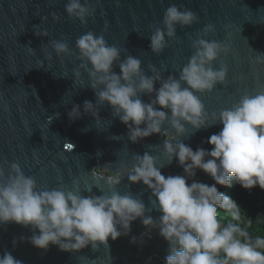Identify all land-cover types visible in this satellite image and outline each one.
<instances>
[{"label": "clouds", "instance_id": "clouds-1", "mask_svg": "<svg viewBox=\"0 0 264 264\" xmlns=\"http://www.w3.org/2000/svg\"><path fill=\"white\" fill-rule=\"evenodd\" d=\"M98 3L99 0H66L64 12L84 27L87 19L95 16ZM50 15L59 19L55 13ZM197 21L196 12L176 4L168 6L159 26L149 25L151 53L159 56L168 41L176 39L178 26L190 27ZM106 31L107 24L99 35L89 30L78 36L75 53L64 39L48 42L57 57L75 55L79 63L72 70L74 83L84 88L83 70L87 87L95 95V103L83 102V112L80 105L73 104L68 119L75 121L82 114L90 115L94 125H99L98 106L106 104L111 116L125 125L130 143L153 134L166 137L162 143L166 162L160 163L149 151L143 155L132 153L130 161L122 162L117 175L103 186L86 184L82 189L77 182L71 189L59 185L38 189L35 177L25 175L18 163L11 162L7 174L0 165V225L30 227L34 231L28 242L38 249L47 251L53 245L60 251L77 252L89 245L93 250L98 245L107 248L109 238L115 241L127 236L132 222L139 219L147 229L142 236L157 230L167 242L164 264H264V234L252 236L248 231L251 219L217 187H231L235 181L244 189L264 190V90L244 92L231 107L214 111L209 117L198 94L210 93L225 82L226 66L221 63L214 68L213 63L222 53H229L228 46L205 38L214 31V25H205L191 42V55L178 76L169 74L166 78L152 64L147 65L146 74L138 57L128 54L122 58L124 50L106 42ZM34 34L47 36L46 31ZM255 63L264 65V53H257ZM157 84L159 87H155ZM58 115L55 113L54 118ZM217 124L222 129L206 141L212 146L210 151L201 147L193 150L183 142L190 134ZM174 159L183 175L165 177L161 169ZM197 170L214 183L193 179ZM125 175L130 184L146 186L150 192L148 207L140 194L117 191ZM93 187L101 195L82 194L92 193ZM153 210L160 212L159 217H152ZM12 243L15 247L17 240ZM130 243H137V239L133 237ZM0 264L22 262L5 251L0 255Z\"/></svg>", "mask_w": 264, "mask_h": 264}, {"label": "water", "instance_id": "water-1", "mask_svg": "<svg viewBox=\"0 0 264 264\" xmlns=\"http://www.w3.org/2000/svg\"><path fill=\"white\" fill-rule=\"evenodd\" d=\"M65 3L66 0H0V165L7 174L8 165L18 163L25 175L35 177L38 189L58 185L71 189L73 182L81 189L86 184L103 186L109 178L96 174L93 167L109 161L119 169L122 162L130 161L132 153L143 155L149 151L160 163L166 162L162 155L166 137L153 134L136 144L130 143L125 125L111 116L106 104L98 106L99 125H94L90 115L83 114L69 121L67 113L73 104L80 105L83 112V102L95 103V95L87 87L83 70L84 88L74 83L72 70L79 63L75 55L57 57L49 40L64 39L75 53L78 36L89 30L99 35L107 24L104 39L124 50L122 58L128 54L138 57L146 74H149L147 65L152 64L166 78L169 74L178 76L191 55V42L205 25L212 24L214 31L205 38L228 46L229 53H222L213 63L214 68L221 63L226 66L225 82L210 93L198 94L209 117L214 111L231 107L244 92L254 94L264 90V65L255 63L257 53H264V0H99L95 16L88 18L84 27L78 20L67 17ZM171 4L196 12L198 21L190 27L178 26L176 39L168 41L157 56L148 48L149 25L159 26L164 10ZM50 13L59 19L54 20ZM44 31L45 37L34 34ZM142 99L147 102L148 97ZM55 113L59 115L54 118ZM221 129L220 124L194 134L189 129V138L179 139L193 150L201 147L210 151L212 146L206 141ZM112 136L124 138L114 140ZM161 173L165 177L183 175V169L174 159ZM193 179L208 185L214 183L201 170H197ZM217 187L219 191L224 188ZM117 191L140 194L145 206H149L150 192L146 186L130 184L127 175L121 179ZM82 194L101 195L96 187L92 193ZM151 215L157 218L160 212L153 210ZM33 231L15 223L0 225V255L8 251L22 264H164L167 255V242L157 230L142 236L147 229L139 219L132 222L127 236L115 241L109 238L107 248L98 245L93 250L89 245L77 252L60 251L53 245L47 251L38 249L28 242ZM133 237L137 243H130ZM13 239L17 240L15 247Z\"/></svg>", "mask_w": 264, "mask_h": 264}, {"label": "trees", "instance_id": "trees-1", "mask_svg": "<svg viewBox=\"0 0 264 264\" xmlns=\"http://www.w3.org/2000/svg\"><path fill=\"white\" fill-rule=\"evenodd\" d=\"M220 191L231 197L251 219L248 231L252 236L264 234V190L259 187L244 189L233 181L231 187L224 186Z\"/></svg>", "mask_w": 264, "mask_h": 264}, {"label": "flooded vegetation", "instance_id": "flooded-vegetation-1", "mask_svg": "<svg viewBox=\"0 0 264 264\" xmlns=\"http://www.w3.org/2000/svg\"><path fill=\"white\" fill-rule=\"evenodd\" d=\"M93 168L96 174L106 176L107 178L116 176L119 171L109 161H102V163L96 164Z\"/></svg>", "mask_w": 264, "mask_h": 264}]
</instances>
